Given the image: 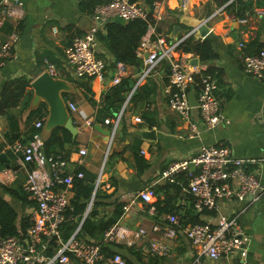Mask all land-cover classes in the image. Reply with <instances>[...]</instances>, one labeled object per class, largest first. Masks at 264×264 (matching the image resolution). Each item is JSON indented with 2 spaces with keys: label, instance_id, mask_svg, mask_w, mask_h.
<instances>
[{
  "label": "crops",
  "instance_id": "1",
  "mask_svg": "<svg viewBox=\"0 0 264 264\" xmlns=\"http://www.w3.org/2000/svg\"><path fill=\"white\" fill-rule=\"evenodd\" d=\"M3 1L0 0V7ZM156 1H161L164 12L162 19L157 23V31L167 34L171 39L175 26H178L176 36L178 40L206 20L207 34L202 36L197 30L192 36L200 39L210 37L218 56L208 62H202L199 56L192 52H187V55L191 56V60L199 58L197 64L204 65L206 69L213 67L219 71L217 95L221 102V112L226 119L217 126L202 127L200 112L196 105L191 109L190 121L171 108L166 91L169 83L167 60H163L137 85L146 54L141 57L137 52L141 58L140 66L122 62L114 66L110 50L103 42L97 41L96 55L103 58L107 65L104 78L77 77L66 65L67 46L74 36L87 33L85 28H91L93 25L96 30L104 28V23L108 21L97 25L94 19L97 4L88 5L86 0H23L24 16L20 19L7 18L0 27V44L14 33L18 35L15 45L16 57L9 60L0 71V92L6 84L15 79L24 77L30 81L25 89L26 95L20 96L19 103L12 108L19 121L20 133L25 134L32 124L39 121V118L28 120L30 110L45 102L43 99L38 101L35 99L31 82L48 71V63L52 62L57 68L58 74L55 77L65 80L69 87L67 91L61 92V96L78 130L75 135L77 143L70 154L67 170L71 172L82 165L99 174L104 165L107 177H104L105 182L101 183L100 188L112 194L111 201L118 198L123 204L124 194L147 187L155 189L156 194L152 201H136L119 219L122 225L132 230L145 227L149 233L148 237L134 245L126 243L107 245L110 246L106 248L109 254L120 252L124 258L126 256L132 259L135 264H264V190L260 199L249 207L242 201L225 205L227 208H223L226 214L245 209L240 215V220L251 237L246 258L233 255L217 259L201 257L196 261V253L183 232H179L176 238L167 240L172 250L169 257L153 256L144 248L145 242L150 239L164 238L163 231L169 224L168 215L177 213L183 225L191 224L184 223L181 219L188 214L189 209L194 208V196L186 189L188 184H181V181L183 182L181 176L188 178L187 171H180L175 176V181H180L178 185L174 181L160 179V175L171 163L190 159L201 145L223 143L231 148L235 156L255 159V162H246L245 168L256 172L264 186V80L243 70V56L260 51L259 47L264 48V0H247L252 2V7L245 10L242 15L238 13L237 8L226 7L214 16L212 15L220 6L229 0H190L185 10L179 8V0ZM257 9L263 11V15L258 16ZM250 16L252 19L248 22L243 24L238 22L239 17ZM83 18L87 21L83 22ZM78 30L82 33L78 34ZM241 42L244 43L243 48L239 46ZM119 75L121 80L129 78L130 82L121 87V93L109 104L112 108L119 106L114 113L113 110L104 109L105 97L111 88L121 81L118 83L114 81ZM87 86L90 91H87ZM136 90L138 98L136 101L131 100ZM197 92L196 85L190 94L194 93L196 98ZM121 94L124 101L120 106L117 97ZM71 102L76 104L77 110H72ZM136 116H140L143 121L135 122ZM46 119L41 130L44 140L52 130L46 129ZM107 119H110V122H106ZM191 122L201 127L199 134L191 135ZM7 128L8 121L0 114V154H6V158L1 161L9 162L8 166L0 170V196L16 209L18 213L16 226L20 229L24 217H28L32 224L36 202L29 197L28 192V200L23 202L8 189L24 186L28 169L33 165L24 162L20 155L12 152L9 147L12 142L5 134ZM148 130H154L156 138L144 137L138 133ZM113 132L112 147L106 155ZM81 148L87 150L86 154L80 153ZM109 156L110 161L105 167ZM191 170H195V167ZM111 177H115L116 184L111 181ZM96 183L97 179L92 195ZM112 210L113 206L107 208L108 213ZM196 212L200 214L203 222L217 220L216 213ZM187 218L189 217H185V221ZM81 225L80 222L74 232L80 229ZM156 225L162 229L154 230L153 227ZM81 237L98 240L88 236ZM117 244L123 246L115 247ZM129 247L131 249H128Z\"/></svg>",
  "mask_w": 264,
  "mask_h": 264
},
{
  "label": "built area",
  "instance_id": "2",
  "mask_svg": "<svg viewBox=\"0 0 264 264\" xmlns=\"http://www.w3.org/2000/svg\"><path fill=\"white\" fill-rule=\"evenodd\" d=\"M233 1L237 0L226 1L212 16ZM189 3L190 0H179V8L185 10ZM24 14L23 0H4L0 7V27L7 18L20 19ZM163 14L161 1L154 2L149 8L138 1L103 0L95 7L94 19L100 24L118 16L128 21L135 18L146 20L148 28L137 50L141 57L145 54L146 57L137 85L163 60H167L169 83L166 91L171 108L190 121L191 109L194 107L190 102V92L197 85L196 106L200 112L201 126L213 128L226 119L221 112V102L217 95L218 76L209 72L204 65L191 63V56L180 49L183 40L197 32L198 27L192 28L182 38L172 41L167 34L157 31V23ZM257 15H263V11L257 9ZM250 19L251 16L239 17L238 22L243 24ZM95 30L96 27L92 32L74 36L66 48V65L77 77L102 79L105 76V60L96 55ZM17 40L18 35L14 33L0 44V71L9 60L16 57ZM239 46L243 48L244 43L241 42ZM243 70L264 80V49L245 54ZM48 72L53 76L58 74L56 65L52 62L48 63ZM120 80V75L114 79L115 83ZM70 107L72 110L78 109L73 102L70 103ZM119 118L120 116L116 119L117 122ZM134 120L143 121L140 116H136ZM106 122H110V119ZM36 126L42 127V121H37ZM190 129L191 135H196L199 134L201 127L191 122ZM113 136L114 132L106 155L112 147ZM44 143L45 140L39 132L29 142L16 140L9 145L12 152L20 155L24 162L33 165L28 169L24 188L29 197L36 202V209L32 224L26 233L20 236L2 234L0 223V264H126L120 252L109 254L105 248L114 243L134 245L138 241L143 242L149 235L145 227L132 230L118 221L104 232L101 240L81 237L78 234L79 228L67 239L63 238L61 224L67 218L68 208H72L74 180L75 177H84V174L66 173L67 162L46 156ZM86 152L85 148L80 149L82 155ZM246 162H255V159L237 157L228 145L222 143L201 145L190 159L171 163L161 173L160 179L173 182L180 171L186 170L189 179L186 189L194 196V209L198 212L215 211L217 220L183 225L179 215L172 213L168 215L169 224L163 231L164 238L147 241L146 251L153 256H171V245L167 240L176 238L179 232H183L196 253V261L201 257L217 259L233 255L246 258L251 237L240 220V215L245 209H238L229 214L223 212V208H227L225 205L235 202L244 201L249 207L258 201L263 193L264 186L259 175L248 171L245 168ZM191 164L195 170L190 169ZM102 168L99 178L97 176V186L104 171V167ZM155 194L153 187L124 194L123 213L128 212L138 200L152 201ZM93 202L94 197L88 203L83 217L89 213ZM153 229L160 231L162 227L156 225ZM50 249L53 250L52 253H49Z\"/></svg>",
  "mask_w": 264,
  "mask_h": 264
},
{
  "label": "trees",
  "instance_id": "3",
  "mask_svg": "<svg viewBox=\"0 0 264 264\" xmlns=\"http://www.w3.org/2000/svg\"><path fill=\"white\" fill-rule=\"evenodd\" d=\"M102 0H86L88 5H96ZM131 1H142L149 8L153 6L155 0H131ZM226 7L237 8L238 13L242 15L245 10L252 7V2L247 0H238L229 3ZM104 28L97 29L95 32L96 41L103 42L110 52L113 55V65L117 66L119 62L124 64H131L134 66H140L141 58L137 55V50L141 42L142 36L145 34L148 28V22L141 18H135L127 21V23L122 24L116 21V19L108 20L104 23ZM78 34H81V30L77 31ZM72 42V41H71ZM71 44V43H70ZM69 44V45H70ZM263 47H259V50H262ZM180 49L184 52H192L195 55L199 56L202 62H208L212 59H215L218 56L217 51L214 48V44L210 37H205L204 39L195 38L194 36H189L183 40L180 44ZM264 49V48H263ZM107 66V65H106ZM209 72L216 73L218 76V70L209 67L207 69ZM130 79H122L117 85H114L111 90L107 93L105 97V107L104 109L113 110L114 113L118 110L119 106L116 108L109 107V104L114 101L116 95L121 93V87L129 84ZM30 84V81L24 77L15 79L4 86L0 92V114L5 116L8 121V128L5 132L6 136L9 138V141L13 142L17 139H20L24 142H27L33 139L36 133L41 132L43 127H37L36 124H32L29 130L22 134L20 133L19 121L16 115L13 113L12 108L19 103L20 96L26 95L25 89ZM87 91H90L87 86ZM138 90V89H137ZM133 94L131 100L138 98V91ZM120 102L119 105L124 101V96L121 94L117 97ZM29 104V103H28ZM48 114L47 104L42 102L36 108L30 110L28 115V120L31 121L33 118H39L42 123L45 122V119ZM146 117L149 116L146 114ZM38 120V119H37ZM21 137V138H20ZM77 143V139L72 135V132L65 127H55L51 130L49 136L45 139L44 143V152L46 156L53 157L54 159L64 160L67 162L66 173L76 175L78 172H83L84 177H75L74 186H73V197L71 199L72 208H68L66 212V220L61 224V232L64 239L70 237L79 223L83 220L81 228L78 231V234L81 236H88L94 239H102L104 232L112 226L114 223L118 222L120 217L123 214V203L115 198L111 201L112 194L105 192L103 188H100L101 183H104L107 170L104 168L101 182L96 191L93 205L89 213L84 216V212L87 208L88 202L92 195L94 184L97 179L98 174L93 173L88 170L86 167L80 165L77 168H74V171H68L69 157L73 150V146ZM1 151V148H0ZM15 155V154H14ZM113 154H111L112 156ZM116 155V154H115ZM142 159V158H141ZM110 161V156L107 160L105 167ZM9 165V162L0 160V170ZM65 174V173H64ZM184 175V174H183ZM186 176V175H185ZM188 176V175H187ZM107 177V176H106ZM115 177H111V181L116 184ZM184 185L188 184V178L182 177ZM178 181H174L178 185ZM180 182V181H179ZM183 185V186H184ZM180 187V186H179ZM13 195L17 198H20L23 202L28 200V193L24 189V186H18V188H9L8 189ZM31 203H35L31 201ZM113 206L111 213H108L107 208ZM188 214H185L181 219L184 223H197L203 222L194 208L187 211ZM202 213L213 214L215 211L205 210ZM18 213L13 205L7 201L4 197L0 196V223L2 226L1 233L4 235H21V233H26L27 228L31 225L28 217L22 218L20 229L16 226V219ZM185 217L187 220L185 221ZM30 224V225H29ZM29 225V226H28ZM123 246L116 245L115 247ZM110 246H107L108 248ZM105 248V250H106ZM128 249H131L129 247ZM53 250L50 249L49 253H52ZM126 264H135L132 259L125 256Z\"/></svg>",
  "mask_w": 264,
  "mask_h": 264
},
{
  "label": "water",
  "instance_id": "4",
  "mask_svg": "<svg viewBox=\"0 0 264 264\" xmlns=\"http://www.w3.org/2000/svg\"><path fill=\"white\" fill-rule=\"evenodd\" d=\"M85 21H87V19L83 18V22ZM116 21L119 23L125 24L127 23L128 20H126L123 17L118 16L116 17ZM95 22L97 23V25L100 24L96 20ZM197 26H199L198 32L200 31L202 36L207 34V27H206L205 21H203L200 25L197 24ZM93 27H95V25H93ZM93 27L85 28V29L87 32H92ZM204 30H206V32ZM177 31H178V26H175L174 30L171 33L172 41L176 40ZM198 61H199V58L195 57L194 59L191 60V63L197 64ZM31 86L35 91V95H36L35 99L37 101L39 99H43L49 107L48 108L49 114L47 116L46 123H45L46 129H53L54 127H57V126H63L66 129H69L72 132L73 136L75 137L78 131L77 127L75 126L72 117L69 115L68 108L63 100V97L61 96L62 91H67L69 89L66 81L56 78L55 76L50 74L48 71H46L42 73L41 75H39L36 79H34L31 82ZM190 102L193 106L198 104L194 93L190 94ZM138 133L144 137H148L152 139L156 138V135H155L156 132L154 130L138 131ZM5 158H6V154L1 153L0 160H4ZM190 167L191 169H193L194 165L191 164ZM100 173L98 175V178L100 176ZM96 187H97V183H96ZM96 187H95V190H96ZM95 190L92 195V198L94 197ZM82 222L83 220L81 221V223Z\"/></svg>",
  "mask_w": 264,
  "mask_h": 264
},
{
  "label": "rangeland",
  "instance_id": "5",
  "mask_svg": "<svg viewBox=\"0 0 264 264\" xmlns=\"http://www.w3.org/2000/svg\"><path fill=\"white\" fill-rule=\"evenodd\" d=\"M146 247H147V243L145 242V244H144V248L146 249Z\"/></svg>",
  "mask_w": 264,
  "mask_h": 264
}]
</instances>
